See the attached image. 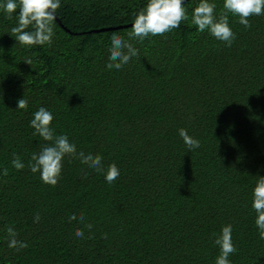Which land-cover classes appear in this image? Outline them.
<instances>
[{"label": "trees", "instance_id": "trees-1", "mask_svg": "<svg viewBox=\"0 0 264 264\" xmlns=\"http://www.w3.org/2000/svg\"><path fill=\"white\" fill-rule=\"evenodd\" d=\"M144 3L61 0L51 44L30 48L12 37L15 15L0 13V168L9 170L0 175V264H213L214 236L229 223L232 264H264L250 207L264 175V16L248 27L229 16L230 45L181 21L131 38L138 55L106 68L109 38L129 39ZM185 3L190 17L196 0ZM22 96L27 107L16 109ZM41 105L54 134L100 153L105 168L115 163L117 179L106 183L74 154L54 186L31 173L29 158L45 142L28 122ZM181 127L198 149H186ZM14 153L23 170L12 169ZM10 225L26 248L7 247Z\"/></svg>", "mask_w": 264, "mask_h": 264}, {"label": "clouds", "instance_id": "clouds-1", "mask_svg": "<svg viewBox=\"0 0 264 264\" xmlns=\"http://www.w3.org/2000/svg\"><path fill=\"white\" fill-rule=\"evenodd\" d=\"M188 3V2H187ZM185 0H145L143 6L135 13L130 24L131 31L127 33L129 39L119 34L112 35L107 49L105 67L120 70L132 58L138 55V49L129 42L131 38L144 40L149 36L162 35L180 26L181 21H189L197 32H207L214 39L230 45L235 33L229 23V16L235 17L236 22L244 27L249 26V17L264 16V0H221L222 8L217 14V0H196L191 9L190 17L186 9ZM61 0H0V13L8 18L15 15V24L10 31L15 43L25 48L33 45H50L53 38L52 23L56 19L57 9ZM4 49L0 47V54ZM30 64V60L24 61ZM28 101L19 98L16 109H25ZM54 120L53 113L45 106H39L31 113L29 127L34 136H39L45 142L39 151L33 152L28 161V170L38 175V179L48 185H56L61 176L65 156L74 154L87 168L101 172L103 180L111 184L120 175L115 163L105 168L103 156L100 153L77 152L76 144L69 140L66 133L54 134L50 126ZM178 134L188 151L200 147V140L189 135L186 128H179ZM13 170L25 168V162L18 154H13L10 160ZM8 168H0V175H8ZM251 189L250 207L255 213L254 226L259 239L264 240V175H256ZM73 219H83V213H73ZM39 215L34 217V222ZM91 228V225H86ZM7 247L15 251L26 248L27 243L17 239L14 226L6 229ZM233 227L224 224L219 233L214 236L213 244L218 249L213 264H232L230 255L237 251L232 239ZM76 237L84 235L83 230L76 228L73 233Z\"/></svg>", "mask_w": 264, "mask_h": 264}, {"label": "water", "instance_id": "water-1", "mask_svg": "<svg viewBox=\"0 0 264 264\" xmlns=\"http://www.w3.org/2000/svg\"><path fill=\"white\" fill-rule=\"evenodd\" d=\"M188 1V0H185V2Z\"/></svg>", "mask_w": 264, "mask_h": 264}]
</instances>
